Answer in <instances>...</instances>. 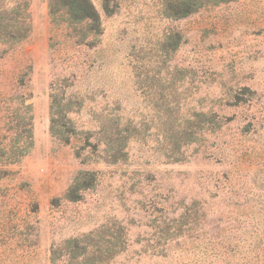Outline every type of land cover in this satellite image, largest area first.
Wrapping results in <instances>:
<instances>
[{"label":"rangeland","instance_id":"obj_1","mask_svg":"<svg viewBox=\"0 0 264 264\" xmlns=\"http://www.w3.org/2000/svg\"><path fill=\"white\" fill-rule=\"evenodd\" d=\"M92 1L84 43L31 0L0 50V127L22 97L33 113L29 152L0 158V264L74 244L79 264H264V0Z\"/></svg>","mask_w":264,"mask_h":264},{"label":"trees","instance_id":"obj_2","mask_svg":"<svg viewBox=\"0 0 264 264\" xmlns=\"http://www.w3.org/2000/svg\"><path fill=\"white\" fill-rule=\"evenodd\" d=\"M212 1L216 3L211 4H217V2L230 0ZM203 2L204 0H195L194 2L192 0H177V3L170 4L167 14L171 17H185L205 4H210ZM30 4L31 0H0V50L3 52H8L29 37L31 33ZM105 10L107 13L111 12L108 4ZM49 14L52 27L59 30L61 34L65 32V35L69 36V40H74L77 43H84L87 38L102 32V18L92 0H49ZM57 103V95L52 93L51 133L53 136L59 134L56 130V113L54 112ZM20 105V108L15 110V116L10 121L4 120L5 126L0 127V132L6 131L1 135L2 137L0 136V158L6 163L19 161L33 146L32 108L30 104L26 103L25 97H22ZM3 139L9 140L10 143L21 142L20 147L6 149ZM69 140V135L64 138V142H69ZM74 185L76 188H85L78 177ZM85 250L82 248L81 251L76 244L65 245L57 250L53 249L51 263L69 264L73 260V264H79L78 260L81 255L86 254Z\"/></svg>","mask_w":264,"mask_h":264}]
</instances>
